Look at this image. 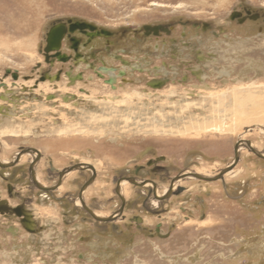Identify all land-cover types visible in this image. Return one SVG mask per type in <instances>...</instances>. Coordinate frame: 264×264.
Instances as JSON below:
<instances>
[{"label":"rangeland","instance_id":"374dc122","mask_svg":"<svg viewBox=\"0 0 264 264\" xmlns=\"http://www.w3.org/2000/svg\"><path fill=\"white\" fill-rule=\"evenodd\" d=\"M249 11L260 20L245 21L242 14ZM263 18L264 0H0V81L9 89L0 97L5 161L33 147L44 165L52 161L53 171L89 162L96 178L85 199L110 215L120 205L118 177L149 178L163 192L180 173L215 176L233 163L240 143L237 164L222 180L187 175L168 199L156 200L149 186L126 182L124 214L109 223L87 218L75 206L80 172L67 174L58 191L45 194L30 183V159L0 167V264H264ZM58 20L110 29L122 38L117 47L125 42L134 52L141 46L143 55L126 54L148 62L147 78H160L163 69L175 77L161 91L137 87L127 95L135 101L102 104L107 92L100 89L76 102L44 100L29 85L52 71L41 65L38 51ZM165 23L176 26L177 39L164 42L161 55L146 49L152 40H133L143 27ZM192 23L208 27L201 31ZM13 71L24 88L12 84ZM182 128L190 131L175 132ZM40 166L41 179L54 181ZM18 204L37 214L35 235L14 215Z\"/></svg>","mask_w":264,"mask_h":264},{"label":"flooded vegetation","instance_id":"af4514ba","mask_svg":"<svg viewBox=\"0 0 264 264\" xmlns=\"http://www.w3.org/2000/svg\"><path fill=\"white\" fill-rule=\"evenodd\" d=\"M256 14H253L251 11H249L247 14L244 12L242 16L244 15V18H246L245 21L249 20L256 22L260 20L259 14ZM179 23H181L182 28H185L188 25L187 21H179ZM262 24H264V22H262ZM191 26L195 29H201V31H205L208 27L206 23H192ZM53 27H57L54 38L59 35V40L56 46H49V48L47 46L46 40L47 33ZM175 30L176 26L171 23L147 25L140 30V33L135 34L133 40L136 43H143L145 39L152 40L151 47L146 49L148 52H155L158 56L161 55L163 51H165V43H169L168 41H176L177 37H172L175 35ZM179 34L183 37L187 36V32L184 30L180 31ZM164 37H168V40L163 41L162 38ZM118 38H120V40L122 39L112 30L99 27L96 24L87 21L58 20L52 23L48 27V30L45 34L44 45H42L41 49L38 51L40 54L41 65L47 66L49 68L51 67L52 71L51 73L39 75L38 79L32 81L33 83L29 85L31 90L36 92L38 95H42L44 100H50L54 98L56 99L58 97L57 99L62 102L72 100L73 102H76L77 100L81 101L82 95L89 97L88 93L100 89L101 91H106L107 94L101 95L102 97L98 102L102 104H108L115 101H135V98L132 100V98L130 99V97L127 95L131 92H133V94L134 92H139L137 91V87L144 89L142 91H152L153 89L161 91L163 87L169 85L168 81L174 79L175 76L165 69L162 70V76L160 78H151L149 76L147 78V75L150 71V67H148L147 64L148 62L139 61V58L135 57V55H143L141 52L143 49L140 48L141 46L138 45L139 48L134 47L137 52L136 50L134 52H129L131 46L125 42H123L125 46H116L115 43L122 44ZM163 47L164 49L161 50ZM126 52L135 55L126 54ZM131 56L135 58L132 59ZM199 58L200 57H198V59ZM6 71H8V69H6ZM192 71L196 73L198 72L197 69L196 71L195 69ZM10 74L14 80L12 84L15 86H19V84H21V87L19 88H24V85L20 82L21 79H19V76L14 71L10 72ZM29 76L30 75H26L25 78L28 79ZM45 83H49L52 88L48 89L46 86L43 87L42 85H45ZM65 84L66 88H63ZM6 85L7 84L5 82L0 81V88L3 90V93L0 95V97H3L4 94H8L9 89L6 87ZM45 89L49 92L43 94ZM136 95L137 94L135 93L134 96ZM245 143L251 147V143L249 141H245ZM237 144L240 145V143H236L235 146ZM1 154L2 153L0 152L1 168L19 166L23 159H30L27 165V173L30 183L39 193L50 194L58 191V189L63 186V183L67 182V179H64L67 174L76 171L80 172V174H82L80 175V179L76 177L77 179L74 181L76 184L80 183V185H78V191L76 192L75 206L78 207L80 211H82L85 216H87V218L91 217L95 221L101 223L113 222L118 220L119 217L123 216L124 214L123 212L126 205V199L121 193L120 182L127 181L130 183V185H134L135 187L149 186V196L156 200L162 201L168 199L174 192L177 191L178 186L173 188V184L175 182L183 179L185 174L194 173L189 171L187 173H180L176 175L170 180L169 185L166 187L167 189H165L163 192L159 191V186L152 179L142 178L140 180L136 175L120 176L115 180L114 189L117 197L119 198L120 205L112 214L106 215L98 213V211L92 208L85 199L88 187L95 181L96 178L95 168L89 162H74L57 169V171H53V168L51 167L52 161L48 162V166L44 165L43 155L37 148H21L12 160L5 161L1 157ZM260 155V157H263L262 154ZM39 165H41V168H44L46 174H53L52 177H54V181L46 182L41 179V174L37 168ZM219 173L220 171L215 176H217ZM223 175L224 174H222V176L216 180H222ZM81 179L82 181H80ZM8 189L10 190V188ZM12 210L14 211V215H18L17 217L22 223L26 233L35 235L37 231H39L40 226L38 224V217L36 216L37 214L29 210L26 205L18 204L13 207ZM96 213H98V215H96ZM132 220L134 222H139L142 219L139 217H134Z\"/></svg>","mask_w":264,"mask_h":264},{"label":"water","instance_id":"95a60500","mask_svg":"<svg viewBox=\"0 0 264 264\" xmlns=\"http://www.w3.org/2000/svg\"><path fill=\"white\" fill-rule=\"evenodd\" d=\"M57 27H53L50 29V31L47 33V46H56L57 43H58V40H59V35L56 36L54 38V35H55V31H56ZM58 38V39H57ZM50 48V47H49ZM238 145V144H237ZM237 145L235 146V160L233 162V164H231L230 166L224 168L223 170L220 171V173L217 175V176H213V177H205V176H202L198 173H191L190 176L194 177V178H197V179H202V180H206V181H212V180H216L218 178H220L222 176V174H224V172L230 170L235 164L236 162L238 161V156H237ZM249 146V149L254 152L256 155L258 156H261L259 153H257L252 147Z\"/></svg>","mask_w":264,"mask_h":264},{"label":"bare ground","instance_id":"6f19581e","mask_svg":"<svg viewBox=\"0 0 264 264\" xmlns=\"http://www.w3.org/2000/svg\"><path fill=\"white\" fill-rule=\"evenodd\" d=\"M107 70H108V69H107ZM168 115H169V114H168ZM164 118H165V117H164ZM162 120H163V119H162ZM90 121H93V120H90ZM116 121H117V120H116ZM126 121H127V120H126ZM132 121H133V120H132ZM96 122H97V121H96ZM129 122H130V121H129ZM122 123H123V122H122ZM138 123H139V122H138ZM146 123H148V122H146ZM154 124H155V123H154ZM147 125H148V124H147ZM76 126H77V125H76ZM151 126H152V125H151ZM72 128H73V127H72ZM152 128H154V127H152ZM206 128H207V127H206ZM206 128H201L200 130H202V129H206ZM209 128H212V127H209ZM213 128H214V127H213ZM160 129H161V128H160ZM72 130H73V129H72ZM76 131H78V130H76ZM76 131H75V132H76ZM93 131H95V130H93ZM93 131H92V132H93ZM98 131H99V130H98ZM151 131H154V130H151ZM159 131H160V130H159ZM188 131H190V129L188 130V128H182V129H179V130H178V129L175 130V132H177V133H179V132H188ZM243 143L246 144L245 141H244ZM250 143H251V142H250ZM238 145H239V144H238ZM241 145H242V144H241ZM247 147L249 148L248 145H247ZM251 147H252V145H251ZM237 148H238V147H237ZM239 149H240V148H239ZM236 151H237V150H236ZM253 153H254V152H253ZM237 155H238V154H237ZM262 156H263V155H262ZM232 164H233V163H232ZM236 164H237V162H236ZM236 164H235V165H236ZM235 165H234V166H235ZM234 166H233V167H234ZM233 167H232V168H233ZM232 168H231V169H232ZM231 169H230V170H231ZM230 170H228V171H230ZM228 171L224 172V174L227 173ZM190 174H191V173H189V174H185V175H190ZM185 175H184L183 177H185ZM191 177H192V176H191ZM207 177H208V176H207ZM179 181H180V180H178L177 182H175V183L173 184V187H175L176 183H178ZM126 182H127V181H122V182H120V187H121V189H122V185L125 184Z\"/></svg>","mask_w":264,"mask_h":264}]
</instances>
